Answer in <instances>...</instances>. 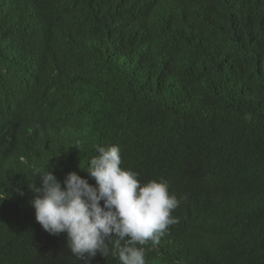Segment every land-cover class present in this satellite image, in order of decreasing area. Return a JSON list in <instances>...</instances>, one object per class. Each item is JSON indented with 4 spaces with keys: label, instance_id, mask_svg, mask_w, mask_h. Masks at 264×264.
Instances as JSON below:
<instances>
[{
    "label": "trees",
    "instance_id": "trees-1",
    "mask_svg": "<svg viewBox=\"0 0 264 264\" xmlns=\"http://www.w3.org/2000/svg\"><path fill=\"white\" fill-rule=\"evenodd\" d=\"M98 144L180 200L146 264H264V0H0V264H76L29 183Z\"/></svg>",
    "mask_w": 264,
    "mask_h": 264
},
{
    "label": "clouds",
    "instance_id": "clouds-1",
    "mask_svg": "<svg viewBox=\"0 0 264 264\" xmlns=\"http://www.w3.org/2000/svg\"><path fill=\"white\" fill-rule=\"evenodd\" d=\"M95 152L84 170L95 185L77 172L62 182L47 169L37 173L39 186L29 183L35 221L49 235L65 234L76 264H89L97 253L111 254L119 264H146L144 245L158 244L178 222L172 213L180 200L167 181L142 183L136 172L123 169L119 146L98 144Z\"/></svg>",
    "mask_w": 264,
    "mask_h": 264
}]
</instances>
